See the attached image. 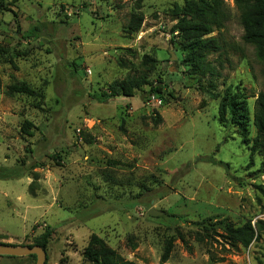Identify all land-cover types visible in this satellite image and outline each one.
<instances>
[{"label":"rangeland","instance_id":"1","mask_svg":"<svg viewBox=\"0 0 264 264\" xmlns=\"http://www.w3.org/2000/svg\"><path fill=\"white\" fill-rule=\"evenodd\" d=\"M135 1L10 0L0 13V170L23 174L0 180V242L27 247L49 229L48 264H84L92 234L135 264H162L169 242L166 264H264V235L234 248L213 226L264 220L263 159L248 167L250 146L221 126L208 93L239 87L253 116L264 92V64L242 39L236 1L224 0L227 20L210 35L223 48L208 57L218 78L192 74L173 33L171 11L187 0H144L131 33ZM145 56L156 61L149 81L163 104L148 105L152 86L104 101L110 84L146 70ZM13 78L36 95L7 96Z\"/></svg>","mask_w":264,"mask_h":264},{"label":"trees","instance_id":"2","mask_svg":"<svg viewBox=\"0 0 264 264\" xmlns=\"http://www.w3.org/2000/svg\"><path fill=\"white\" fill-rule=\"evenodd\" d=\"M235 1L244 30L242 39L244 43L254 47L257 58L264 64V0ZM143 2L144 0L135 1V13L128 27L131 33L138 32L144 22V16L141 12ZM9 3L10 0H0V13L6 11ZM171 13L174 20H177L173 33L178 32V34H181L182 39L186 42L184 47L188 52L186 63L192 68L191 73L194 75H209L214 78L220 77L218 70L208 62V57L223 50L220 41L215 37H210V35L214 32V29H221L227 20L228 14L224 0H187L183 7H176ZM0 54H4V50L0 49ZM2 63L10 64L17 70V66L10 57L5 58ZM149 63H156V61L145 56L142 63L146 67L145 71L139 75L127 76L123 80H116L110 84L101 95L103 100L108 101L119 96L133 98L136 93L143 91L148 86H152L153 88L149 95L157 96L162 100L163 104L162 87L153 86L149 81L151 73L150 68H148ZM13 81L6 89L5 94L7 96L33 97L36 95V91L27 83L17 81L15 78H13ZM208 93L214 100L219 101L218 119L221 126L236 128L242 138V142L250 146L251 156L248 167L253 168L255 166V158L257 156L263 159L257 174L264 176V92L257 97L253 116L250 104L239 87L229 86L223 94L215 93L214 91H208ZM251 123L255 128L253 140L250 139ZM31 128L32 123L25 122L21 129L22 133L32 136ZM22 177V172L18 170H0V180L21 179ZM213 224V226L224 232L221 237L229 246L234 248L241 246L244 249H248L252 244L261 241L264 235V220H258L255 224L247 222L238 227L227 221H217ZM52 235L53 232L47 229L35 243L27 247H40L48 253ZM0 244L5 243L0 242ZM172 251L173 244L169 242L161 256L162 264H166L169 261ZM27 258L37 260L34 255ZM83 258L92 264H135L132 261L123 259L107 245L104 239L96 234L91 235L83 252ZM48 262L49 257L47 254L46 264ZM60 264H65V261L62 260Z\"/></svg>","mask_w":264,"mask_h":264},{"label":"water","instance_id":"3","mask_svg":"<svg viewBox=\"0 0 264 264\" xmlns=\"http://www.w3.org/2000/svg\"><path fill=\"white\" fill-rule=\"evenodd\" d=\"M174 58H176L174 56ZM149 215L152 217H160L163 215L162 212L156 211L155 208H152L149 211ZM36 256V264H46L47 252L40 247H23L15 246L12 244H0V256L15 257V258H24L29 256ZM84 264H92L89 261H85Z\"/></svg>","mask_w":264,"mask_h":264},{"label":"crops","instance_id":"4","mask_svg":"<svg viewBox=\"0 0 264 264\" xmlns=\"http://www.w3.org/2000/svg\"><path fill=\"white\" fill-rule=\"evenodd\" d=\"M4 241V240H3ZM5 241H8V242H12V239L10 240H5ZM21 259H24V258H8V257H0V261H3L6 260V262L8 264H29L28 262L26 261H22Z\"/></svg>","mask_w":264,"mask_h":264},{"label":"built area","instance_id":"5","mask_svg":"<svg viewBox=\"0 0 264 264\" xmlns=\"http://www.w3.org/2000/svg\"><path fill=\"white\" fill-rule=\"evenodd\" d=\"M147 103H148V105L154 104V105L161 106L162 100L155 95H151V96H149Z\"/></svg>","mask_w":264,"mask_h":264}]
</instances>
